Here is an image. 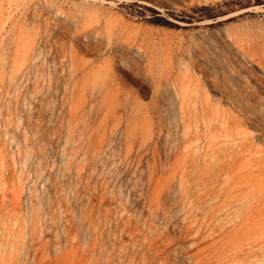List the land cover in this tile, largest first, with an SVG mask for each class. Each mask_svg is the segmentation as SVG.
Wrapping results in <instances>:
<instances>
[{"label": "rangeland", "instance_id": "rangeland-1", "mask_svg": "<svg viewBox=\"0 0 264 264\" xmlns=\"http://www.w3.org/2000/svg\"><path fill=\"white\" fill-rule=\"evenodd\" d=\"M70 244L264 264V0H0V264Z\"/></svg>", "mask_w": 264, "mask_h": 264}, {"label": "trees", "instance_id": "trees-1", "mask_svg": "<svg viewBox=\"0 0 264 264\" xmlns=\"http://www.w3.org/2000/svg\"><path fill=\"white\" fill-rule=\"evenodd\" d=\"M209 10L208 7H201V8H195L193 9V12L196 13L198 11H207ZM151 13H153V18L149 20V23L156 25V26H162V27H167V28H179V25L176 24L174 21H170L167 18L161 17L158 12H156L153 9H149ZM173 20L178 21V22H185L187 24H192L194 21H203L205 18L211 19L213 18L210 15L207 16H200L196 18L195 16H190L188 18H179L178 16H175L174 14H170Z\"/></svg>", "mask_w": 264, "mask_h": 264}, {"label": "bare ground", "instance_id": "bare-ground-1", "mask_svg": "<svg viewBox=\"0 0 264 264\" xmlns=\"http://www.w3.org/2000/svg\"><path fill=\"white\" fill-rule=\"evenodd\" d=\"M260 169V168H259ZM226 170V169H225ZM217 172V171H216ZM234 177V176H233ZM249 180V178H248ZM235 183V182H234ZM233 185V184H231ZM236 185V183H235ZM235 187V186H234ZM260 188V187H259ZM230 189V186H229ZM258 189V188H256ZM255 189V190H256ZM253 191V190H252ZM257 191V190H256ZM258 193V191H257ZM256 195V194H255ZM233 243V242H232ZM234 244V243H233ZM232 244V245H233ZM67 249H69V251H82L83 252V256H85V260L84 262H82V264H99V259H98V253L95 249L94 246L91 245H74V244H70L69 246L66 247ZM234 248V247H233ZM236 248V247H235ZM234 248V249H235Z\"/></svg>", "mask_w": 264, "mask_h": 264}]
</instances>
